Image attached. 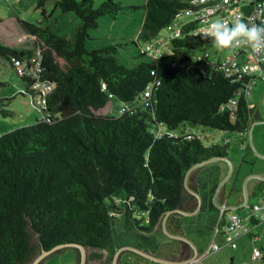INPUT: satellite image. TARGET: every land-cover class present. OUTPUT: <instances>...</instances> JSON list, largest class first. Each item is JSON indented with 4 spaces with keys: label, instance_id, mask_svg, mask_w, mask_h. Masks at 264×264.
Listing matches in <instances>:
<instances>
[{
    "label": "trees",
    "instance_id": "16d2710c",
    "mask_svg": "<svg viewBox=\"0 0 264 264\" xmlns=\"http://www.w3.org/2000/svg\"><path fill=\"white\" fill-rule=\"evenodd\" d=\"M48 1L40 0L39 6ZM190 1L147 0L135 8L145 12L139 40H157L192 8ZM55 7L79 18L71 38L59 36L53 26L20 21L33 46L0 42V58L38 61L39 81L53 86L46 98L47 119L0 136V264H32L43 250L64 244L84 246L88 261L102 260L106 252L105 264H112L126 246L158 256L162 241L157 235H163L169 212L172 233L204 241L216 230L226 236L230 211L214 202L222 164L227 165L223 161L190 175V188L202 198L201 211L192 217L174 211L193 212L198 206L185 187L188 172L232 152L230 137L206 146L200 129L237 134L241 150L246 149L248 130L259 120L249 102L251 91H246L259 74L226 77L219 52L214 57L209 52L219 43L195 34V21L181 24L179 37L171 33L168 55L144 53L127 67L117 45L87 48L90 31L102 17L118 14L120 4L108 0L96 7L94 0H59ZM205 52L211 57L198 62ZM20 77L27 84L22 94L33 97L34 76ZM111 100L120 103L115 114L98 115ZM6 108L0 100V112L11 116ZM172 223L179 227L173 229ZM180 243L192 253L187 243ZM68 250L80 264L77 248L53 255ZM133 260L151 262L125 251L119 264Z\"/></svg>",
    "mask_w": 264,
    "mask_h": 264
},
{
    "label": "rangeland",
    "instance_id": "374dc122",
    "mask_svg": "<svg viewBox=\"0 0 264 264\" xmlns=\"http://www.w3.org/2000/svg\"><path fill=\"white\" fill-rule=\"evenodd\" d=\"M57 1L59 0H49L44 7H40V0H0V42L7 46L19 48H31L33 46V38L23 31L19 24L20 21L41 25L42 27L53 26L59 36L71 38L76 34L80 20L73 13L63 14L61 9H56ZM106 1L108 0H94L95 6L99 7ZM114 2L120 4L122 10L116 15L104 16L99 20V27L90 31V40H88L87 48L89 50H97L117 45L119 46L118 56L120 61L127 67H133L141 61L139 58L144 53L159 55L156 50L157 46L161 51L160 55H168L170 52L168 38L171 33L178 32L181 24H186L194 19L191 16L182 15L172 26L162 30L157 40L146 44L139 40L145 12L141 9L135 10V8L143 7L147 0H114ZM249 9V5L241 4L236 10L247 14L250 11ZM44 10L46 12L45 16ZM149 45L155 46L153 52L148 51L147 47ZM216 51L220 55L232 53L231 49L222 48L220 44L209 50L212 57H214ZM256 81L258 82L257 88L264 84L263 79L257 78ZM26 91L27 84L17 74L16 69L13 68L8 60L0 58V100H3L7 105L6 110L12 112L11 116H4L0 112V136L19 128L31 126L42 120V114L31 104L32 98L22 94ZM252 98L251 96L250 100ZM119 106L120 103L117 100H111V104L98 111L97 114H115ZM181 132L182 128L180 127L177 133ZM200 132L202 134V142L206 146L219 143L218 139L230 137L233 141L230 145L232 150L231 157L236 164L237 171L239 166H248L247 160L244 159L246 153L240 151V144L237 143L240 138L239 135L213 129H200ZM235 178L231 179V183H233ZM255 200V198H251L250 204L254 203ZM249 213V210L239 211V214L245 217ZM157 231L160 232V229ZM255 233L259 235L258 241H254L249 235H243L235 241L237 246L234 248L232 245L227 244L231 239L229 240L221 235L219 230H216L206 241H203L204 243L200 247L202 249L200 256L202 264H264V224L256 228ZM157 236L158 238L160 237L162 242L168 244L171 241L177 242L169 238L164 230L163 235ZM255 247L262 252V259H253V249ZM69 252L71 251L69 250Z\"/></svg>",
    "mask_w": 264,
    "mask_h": 264
},
{
    "label": "built area",
    "instance_id": "2783aa9c",
    "mask_svg": "<svg viewBox=\"0 0 264 264\" xmlns=\"http://www.w3.org/2000/svg\"><path fill=\"white\" fill-rule=\"evenodd\" d=\"M190 4L192 8L186 11L184 15L193 17L192 21L197 22L198 27L195 32L197 35L205 34L214 37L213 26L217 24H222L231 29L236 24L242 22L248 28L256 27L264 29V0H191ZM241 4H245V6L249 5L250 11L247 14L236 10ZM171 36L179 37L180 31L173 33ZM223 47L232 51L228 55H220L218 53L219 65L221 70L226 74V77L241 79L245 75L259 74V76H263L261 73L264 72V47L260 44L248 40L246 36L238 35L229 46ZM154 48L155 46L153 45L147 47L148 51L151 52H153ZM156 50L159 54L160 49L158 46ZM210 57L209 52H205L199 55L197 61L201 62ZM11 64L16 69L18 75L32 74L34 76L33 78L36 82L31 87V91L34 94L33 97L30 96L32 98L31 104L42 114V119H47L49 114L46 112V98L51 93L53 86L52 84L39 81L40 64L36 60L28 63L27 61L16 59H13ZM251 89L252 86H249L246 91L247 95ZM146 96H150L149 91L146 92ZM254 214L264 217V196L257 205L251 207L249 217H253ZM225 233L227 237H231V241L228 244L236 248V239L243 235H249L251 231L246 227L244 219L241 216L230 214L227 217ZM260 258H262L261 252L255 250L253 259L259 260Z\"/></svg>",
    "mask_w": 264,
    "mask_h": 264
},
{
    "label": "crops",
    "instance_id": "0c3cea01",
    "mask_svg": "<svg viewBox=\"0 0 264 264\" xmlns=\"http://www.w3.org/2000/svg\"><path fill=\"white\" fill-rule=\"evenodd\" d=\"M261 74L264 76V72ZM263 76L261 77L258 75V79H263ZM257 86H258V82L256 81V83L251 89V94H250V97L252 96L253 98L252 100H250L249 98V102L251 106L254 107L256 112L258 113L259 120H257L254 124H252V126L248 130L246 140L244 139V136L241 137V139L245 140L246 142L245 143L246 149L242 151L240 148V151L246 153L244 159L247 160L246 162L248 166L247 167L239 166V169L237 171L236 164L233 162L230 152L229 158L231 159L234 165L233 175L230 177L229 180L224 182V184L218 189L215 195V203L219 208H229V209L237 208L236 210H229L231 212L230 214H238L244 219V224L251 231L249 236L254 241L259 240V235L255 233V229L262 226V224H264V217H262L261 215L254 214L253 217H249L251 213V207L257 205L260 202V199L264 196V84L258 88ZM223 163H227V162L223 161ZM227 165L225 166L224 164H222L223 179H225L229 173L230 166L228 163ZM233 178H235V180L233 181V183H231L232 182L231 179ZM251 198L256 199L252 204H250ZM245 204H247L248 207L244 208ZM245 210H249L250 212L249 215L245 217L239 214V211H245ZM171 225L173 226L172 227L173 229L179 227L177 226L176 223H172ZM222 235L224 236V234ZM225 237L231 239V237H227V236ZM239 238H237L236 240H238ZM192 240L196 244L199 250V258L197 263L202 264L200 257L202 252H200V247H202V243H204L203 242L204 240L201 239L198 240L192 239ZM228 243L229 242H227V244ZM161 244L162 247L158 251V256L161 258L171 259L175 261H180V260L185 261L190 259L191 256L193 255V251L191 253L184 247L183 244H181L178 241L176 243L170 242L169 244L166 242H161ZM255 250H259V249L257 247L253 249V256ZM70 251L71 252H69L68 250L57 255H52L48 257L42 264H78L76 260V254L74 253V251L72 250ZM66 253H71V254H66ZM62 255H66V256H62ZM107 255L108 254L104 252V257L102 260L88 261V264H105ZM187 255L188 257H186ZM261 255L263 258L262 252ZM130 264H156V263L148 262L144 260H135V261L133 260L130 261Z\"/></svg>",
    "mask_w": 264,
    "mask_h": 264
},
{
    "label": "water",
    "instance_id": "95a60500",
    "mask_svg": "<svg viewBox=\"0 0 264 264\" xmlns=\"http://www.w3.org/2000/svg\"><path fill=\"white\" fill-rule=\"evenodd\" d=\"M217 161L227 162L230 166L228 175L226 176L225 179H223L220 182L218 189L224 184L225 181L230 179V177L233 175V172H234V165H233V163L229 157L211 159V160L205 161L203 163L197 164L188 172L186 179H185V187L190 194L194 195L197 198L198 206L195 209V211H193V212H185L182 210H176V211H174V213H179V214L187 216V217H192V216L197 215L201 211L202 198H201L200 194H198L197 192H195L194 190H192L190 188L189 178H190L191 173L194 170H196L197 168H199L203 165H207V164H211L213 162H217ZM218 189H217V191H218ZM217 191H216V193H217ZM214 202H215V198H214ZM246 207H248L247 204H245L244 208H246ZM219 209L221 211H229V210H236L237 208H230V209L229 208H219ZM171 213L172 212H169L166 215L165 219L163 220V223H162L163 230L169 238L174 239V240H178L181 242H185L192 248L194 254L190 259L185 260V261H175V260H171V259L158 257L152 253L146 252L144 250H140V249L135 248V247L126 246V247L120 248L116 252V254L114 255L112 264H119V258L121 256V254L125 251H132V252L136 253L137 255L141 256L142 258H145V259H147L153 263H156V264H194V263H197V260L199 258V250H198V247L196 246V244L191 239L186 237L185 235H178V234L172 233L168 229V218L171 215ZM65 248H77L81 254L80 264H88L87 250L84 246L79 245V244H64V245H59V246H57V247H55L49 251L43 250L42 253L32 262V264H42L48 257L52 256L57 251H59L61 249H65Z\"/></svg>",
    "mask_w": 264,
    "mask_h": 264
},
{
    "label": "clouds",
    "instance_id": "9594fccd",
    "mask_svg": "<svg viewBox=\"0 0 264 264\" xmlns=\"http://www.w3.org/2000/svg\"><path fill=\"white\" fill-rule=\"evenodd\" d=\"M215 40L222 46H229L238 35L246 36L248 40L256 42L264 47V29L256 27L248 28L245 24L238 23L229 29L222 24L213 26Z\"/></svg>",
    "mask_w": 264,
    "mask_h": 264
},
{
    "label": "flooded vegetation",
    "instance_id": "af4514ba",
    "mask_svg": "<svg viewBox=\"0 0 264 264\" xmlns=\"http://www.w3.org/2000/svg\"><path fill=\"white\" fill-rule=\"evenodd\" d=\"M177 231H178V230H177ZM178 232H179V231H178ZM178 232H177V233H175V234H178V235H183V234H179ZM176 241H178V240H176ZM179 242H181V241H179ZM184 243H185V242H184ZM192 251H193V250H192ZM193 254H194V253H193ZM192 256H193V255H192ZM192 256H191V257H192ZM197 262H198V260H197ZM197 264H198V263H197Z\"/></svg>",
    "mask_w": 264,
    "mask_h": 264
}]
</instances>
